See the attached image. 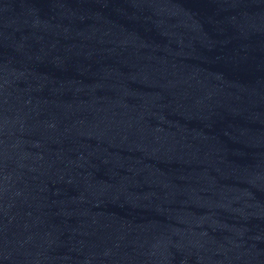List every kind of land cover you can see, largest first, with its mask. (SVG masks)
Wrapping results in <instances>:
<instances>
[{"label": "water", "instance_id": "1", "mask_svg": "<svg viewBox=\"0 0 264 264\" xmlns=\"http://www.w3.org/2000/svg\"><path fill=\"white\" fill-rule=\"evenodd\" d=\"M0 264H264V0H0Z\"/></svg>", "mask_w": 264, "mask_h": 264}]
</instances>
